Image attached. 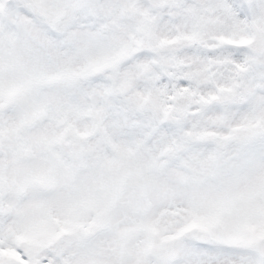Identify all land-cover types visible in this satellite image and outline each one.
<instances>
[{"label": "snow or ice", "instance_id": "snow-or-ice-1", "mask_svg": "<svg viewBox=\"0 0 264 264\" xmlns=\"http://www.w3.org/2000/svg\"><path fill=\"white\" fill-rule=\"evenodd\" d=\"M0 264H264V0H0Z\"/></svg>", "mask_w": 264, "mask_h": 264}]
</instances>
